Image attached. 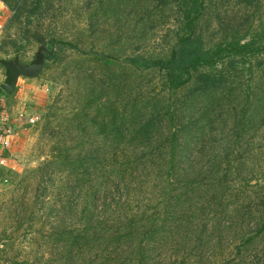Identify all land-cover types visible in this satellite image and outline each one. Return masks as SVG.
I'll return each mask as SVG.
<instances>
[{
    "label": "trees",
    "instance_id": "obj_1",
    "mask_svg": "<svg viewBox=\"0 0 264 264\" xmlns=\"http://www.w3.org/2000/svg\"><path fill=\"white\" fill-rule=\"evenodd\" d=\"M4 1L17 23L25 19L26 40L29 27L43 19L54 0ZM221 1L101 0L95 16L89 15L93 24L101 17L133 21L130 47L146 48L150 29L170 21L173 28L168 32L175 38L156 56L95 60L105 74L95 81L94 71L85 72L89 83L82 111L74 108L55 129L50 121L46 124L45 129L58 137L36 181L43 185L57 176L60 182L53 186L55 200L43 201L41 210L60 223L67 221L66 215L79 218L77 226L51 228L48 241L51 250H59L61 264H207L205 251L216 236L222 245L223 230L234 236L231 248L236 246L226 264L239 259L245 264L256 251L264 254V169L252 171L256 187L248 207L237 208L239 216L227 219L237 205L228 198L227 183L247 159L237 155L240 160H232L231 154L264 130V87H244L258 72L264 73V60H254L264 54V27L249 24L243 33L234 27L233 12L256 7L262 0ZM209 10L213 16L208 22L221 19L213 38L203 26ZM36 37L43 44L41 36ZM120 40L117 35L112 47ZM56 44L50 41L53 53L46 61L57 55ZM15 46L17 53L25 49ZM240 99L245 103L237 114L231 101ZM221 134L230 147L223 156L213 141ZM207 137L213 142L212 156L195 170L191 147ZM204 193L212 202H202ZM141 196H149L150 204L141 206Z\"/></svg>",
    "mask_w": 264,
    "mask_h": 264
},
{
    "label": "rangeland",
    "instance_id": "obj_2",
    "mask_svg": "<svg viewBox=\"0 0 264 264\" xmlns=\"http://www.w3.org/2000/svg\"><path fill=\"white\" fill-rule=\"evenodd\" d=\"M100 3L101 0H54L51 10L43 16V19L39 22L36 21L33 26L29 27L31 31L25 40L23 37L25 19L23 18L17 23L14 11L4 0H0V25L2 27L0 31V59L12 60L19 54L21 62L28 64L34 60L40 46L44 45L49 50V43L52 39L59 43L54 47L57 55L46 61L38 77L20 78L21 88L26 87L29 96L33 98V102L29 103L28 106L38 109L37 113L40 120L36 125L24 128L21 138L10 149L13 152L12 167L6 162L10 169L3 171L2 176H0V264H61L56 256L59 250H51L53 245H50L48 241V236L52 232L51 228L57 224L77 226L79 218L66 215L67 221L60 223L59 220L54 221L56 218L48 217V210H41L40 206L43 201L47 200L51 204L55 200L54 197L57 192H54L53 186L55 183L58 184L60 179L54 176L53 180L39 185L36 181L38 180L36 174L39 168H42L52 156V149L58 137L52 136L45 129L46 124L50 121L52 123L51 127L55 129L60 120H63L66 116H72L74 108L81 112L86 105L87 100L84 98L86 91L84 88L89 81L85 72L88 70L89 72L94 71L96 81L103 78L105 71L99 69L100 67H98L95 60H107L109 57L112 60H123L136 55L156 56L162 54L166 44L170 41L173 42L172 38H175L174 34L168 32V28H173L170 21L164 27L150 29L149 38L151 40L148 43L146 42V48L143 46H127L128 34L134 30L135 24L130 25L131 20H128L127 24L126 16H120L117 22L113 18L105 17L99 18L100 21L95 24L90 22L89 15L95 16V11L99 8ZM224 7H226L225 4ZM237 9L238 12H233L236 17L235 28H239L245 33L246 26L249 24L255 28L264 27V0L261 4H256V7H250L249 9L238 7ZM212 16L213 12L209 10L203 26L207 30L206 36L213 38L217 36L216 28L221 19L215 17L214 20L217 22H208L211 20L207 18H212ZM225 25H229L227 20ZM229 28L231 27L229 26ZM117 35L121 36L120 43L112 47L115 44L114 41L117 39ZM36 36H41L40 39L43 40V44L37 41ZM15 43L18 46L24 45L25 49L17 53ZM67 44L76 45L78 49ZM84 52L90 54L85 55ZM102 54H105V56H102ZM254 60H264V54L260 56V59ZM261 75L264 76V73L258 72L252 77V80H254L250 83L248 79L251 77L247 75L248 83H245V89L248 88V85L252 86L253 89L256 86L264 87ZM5 78V68L0 64V83ZM231 103L238 108L237 114H239L245 102L240 99L232 100ZM2 111H4V108L0 107V113ZM232 123L233 121L229 124ZM220 125L221 122L217 124L216 128H220ZM213 141H217L216 145L223 149L221 151L222 156L228 154L230 147L228 146L227 137L225 139L221 134ZM243 143V147L235 148V151L231 154L232 160L239 159L237 155H245L247 159L243 161L247 167L245 165L244 168L238 171L235 169L231 173L230 182L227 183L228 185L231 184V189L227 193L228 198L231 204H237L232 205V208L228 211V220L237 218L239 216L237 208L248 207L247 200L254 198L256 185L255 181L251 180L253 169H257L256 174L264 169V130L259 133V137L252 139V142L251 140L247 142L245 139ZM194 144L195 146L192 145L191 147L193 149L191 158L193 157L194 162H197L194 169L198 170L200 166L209 162L212 156L210 147L213 142L207 137L201 145ZM202 145L205 147L203 153H201ZM208 166L209 164L207 168ZM229 168H232V164ZM237 175H240L239 178ZM47 178L46 176L45 180ZM140 199L142 200L140 201L141 206L151 202V200L147 201L149 196H141ZM205 200H208L209 203L212 202L211 196L208 195V199H206L204 193V201L202 202H205ZM199 207H194V209ZM206 208L208 210L213 209L210 206ZM198 211L197 214L201 218L200 211L202 210ZM229 232V230H223L221 246L217 244V236L214 237V240L212 238L213 243L205 251L207 264H226L227 260L231 261L234 258V248L236 246L231 248V240L234 239V236ZM263 256L262 252L256 251L245 264H264ZM233 264H243L242 259Z\"/></svg>",
    "mask_w": 264,
    "mask_h": 264
},
{
    "label": "crops",
    "instance_id": "obj_3",
    "mask_svg": "<svg viewBox=\"0 0 264 264\" xmlns=\"http://www.w3.org/2000/svg\"><path fill=\"white\" fill-rule=\"evenodd\" d=\"M4 81H2L0 84H2ZM21 80H19L17 89L14 94L12 95H7L4 93H0V107L4 108V111L1 113L9 118L11 125H13V128L15 129L16 135L14 136V139L11 141V145L9 148H3L1 145L2 138H1V133H0V159L5 158L7 159V163L10 164L12 167V155L13 152L10 150L11 148L14 147V145L17 143V141L21 138L22 134L24 133L23 130L26 128L23 124H21L18 121V115H20L22 112H26L29 114H38L37 113V108L36 107H30L28 106L29 103L33 102V98L29 96L28 90H26V87L23 89L21 88ZM28 89V88H27ZM0 113V114H1ZM1 125V124H0ZM0 132L2 130L0 129ZM5 164V166H0V173H3V171H8L10 167H8V164Z\"/></svg>",
    "mask_w": 264,
    "mask_h": 264
},
{
    "label": "water",
    "instance_id": "obj_4",
    "mask_svg": "<svg viewBox=\"0 0 264 264\" xmlns=\"http://www.w3.org/2000/svg\"><path fill=\"white\" fill-rule=\"evenodd\" d=\"M53 51H49L46 46L38 48L34 60L25 65L21 62V57L17 54L12 60L0 59V64L5 68L6 78L0 89L7 95L15 93L21 77L36 78L40 75L46 61V56Z\"/></svg>",
    "mask_w": 264,
    "mask_h": 264
},
{
    "label": "built area",
    "instance_id": "obj_5",
    "mask_svg": "<svg viewBox=\"0 0 264 264\" xmlns=\"http://www.w3.org/2000/svg\"><path fill=\"white\" fill-rule=\"evenodd\" d=\"M1 25H0V31H1ZM40 120V116L38 114H29L26 112H22L20 115H18V121L23 124L25 127H32L36 125ZM0 129L2 130L1 138L2 142L1 145L3 148H9L11 145V141L14 139V136L16 135L15 129L13 128V125H11V122L9 118L5 117L3 114H0ZM6 159L1 158L0 159V166H5ZM7 182V180H5Z\"/></svg>",
    "mask_w": 264,
    "mask_h": 264
},
{
    "label": "flooded vegetation",
    "instance_id": "obj_6",
    "mask_svg": "<svg viewBox=\"0 0 264 264\" xmlns=\"http://www.w3.org/2000/svg\"><path fill=\"white\" fill-rule=\"evenodd\" d=\"M31 62H32V61H31ZM31 62H30V63H31ZM22 63H23V62H22ZM23 64H24V63H23ZM28 64H29V63H28ZM25 65H27V64H25Z\"/></svg>",
    "mask_w": 264,
    "mask_h": 264
}]
</instances>
